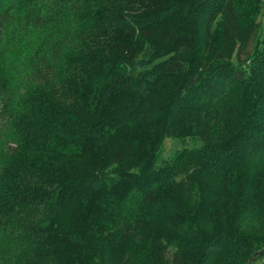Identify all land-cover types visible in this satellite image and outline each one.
Listing matches in <instances>:
<instances>
[{
	"label": "trees",
	"instance_id": "1",
	"mask_svg": "<svg viewBox=\"0 0 264 264\" xmlns=\"http://www.w3.org/2000/svg\"><path fill=\"white\" fill-rule=\"evenodd\" d=\"M262 8L0 0V264H215L229 247L245 264L262 248ZM185 136L200 144L160 155Z\"/></svg>",
	"mask_w": 264,
	"mask_h": 264
},
{
	"label": "rangeland",
	"instance_id": "2",
	"mask_svg": "<svg viewBox=\"0 0 264 264\" xmlns=\"http://www.w3.org/2000/svg\"><path fill=\"white\" fill-rule=\"evenodd\" d=\"M259 3L263 6V8L261 9V11H259L258 15L260 17H264V0H259ZM198 144H200V140L199 141L196 140V136H185V138L184 137L183 138L166 137L162 143L160 155L163 158H169V157L173 156L176 149H179V148L184 147V146L185 147L186 146L192 147V146L198 145ZM250 223H252V220H250ZM159 236H156L155 238H158ZM160 238H162V237L160 236ZM164 239H166V238L165 237L163 238L162 244L165 242ZM261 249H264V246L262 248H260L259 250H261ZM239 251H240V249H238V247L227 248L223 252L224 257L223 256L220 258L218 257L215 264H226V262H225L226 258H228L231 261V264H239L240 260L236 259V255H237V253H239ZM256 251H258V250H256ZM248 253H249L248 251L247 252H244V251L240 252V254L243 258H246V255H248ZM246 262H247V260H246ZM246 262H245V264H246ZM255 264H257V263H255Z\"/></svg>",
	"mask_w": 264,
	"mask_h": 264
},
{
	"label": "water",
	"instance_id": "3",
	"mask_svg": "<svg viewBox=\"0 0 264 264\" xmlns=\"http://www.w3.org/2000/svg\"><path fill=\"white\" fill-rule=\"evenodd\" d=\"M263 250H264V249H261V250H258V251H256V252L252 253V255L249 257V259L247 260L246 263H248V262L252 259V257H253L254 254H256V253H260V252H262Z\"/></svg>",
	"mask_w": 264,
	"mask_h": 264
}]
</instances>
